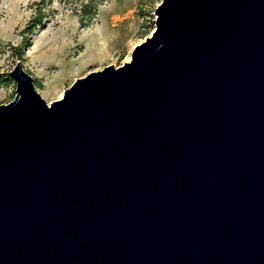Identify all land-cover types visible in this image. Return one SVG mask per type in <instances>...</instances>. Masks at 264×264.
I'll list each match as a JSON object with an SVG mask.
<instances>
[{"label": "water", "instance_id": "obj_1", "mask_svg": "<svg viewBox=\"0 0 264 264\" xmlns=\"http://www.w3.org/2000/svg\"><path fill=\"white\" fill-rule=\"evenodd\" d=\"M131 58L0 103V264H264V0H161Z\"/></svg>", "mask_w": 264, "mask_h": 264}, {"label": "rangeland", "instance_id": "obj_2", "mask_svg": "<svg viewBox=\"0 0 264 264\" xmlns=\"http://www.w3.org/2000/svg\"><path fill=\"white\" fill-rule=\"evenodd\" d=\"M160 2L0 0V103L16 95L9 72L18 60L48 102L88 71L129 60L134 45L154 31Z\"/></svg>", "mask_w": 264, "mask_h": 264}, {"label": "trees", "instance_id": "obj_3", "mask_svg": "<svg viewBox=\"0 0 264 264\" xmlns=\"http://www.w3.org/2000/svg\"><path fill=\"white\" fill-rule=\"evenodd\" d=\"M39 21L41 22V20L38 19L37 22L34 23V26H35L37 23H39ZM30 31H32V30H30ZM23 52H24L23 49H20L19 52H18V55L22 56Z\"/></svg>", "mask_w": 264, "mask_h": 264}]
</instances>
